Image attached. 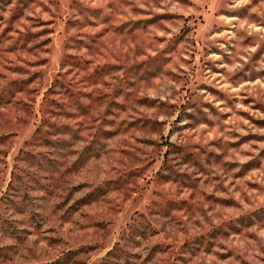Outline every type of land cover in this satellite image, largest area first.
Masks as SVG:
<instances>
[{"label":"rangeland","instance_id":"obj_1","mask_svg":"<svg viewBox=\"0 0 264 264\" xmlns=\"http://www.w3.org/2000/svg\"><path fill=\"white\" fill-rule=\"evenodd\" d=\"M0 264H264V0H0Z\"/></svg>","mask_w":264,"mask_h":264}]
</instances>
